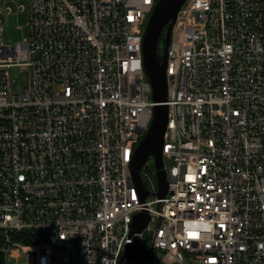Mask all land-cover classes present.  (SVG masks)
<instances>
[{"label":"built area","instance_id":"1","mask_svg":"<svg viewBox=\"0 0 264 264\" xmlns=\"http://www.w3.org/2000/svg\"><path fill=\"white\" fill-rule=\"evenodd\" d=\"M13 1L0 0L1 264H120L136 237L153 263L264 264V0L177 10L167 191L147 160L143 200L131 161L154 115L142 40L158 0H17L28 35L10 45Z\"/></svg>","mask_w":264,"mask_h":264},{"label":"water","instance_id":"2","mask_svg":"<svg viewBox=\"0 0 264 264\" xmlns=\"http://www.w3.org/2000/svg\"><path fill=\"white\" fill-rule=\"evenodd\" d=\"M185 0H158L145 26L142 40V60L146 77L151 85V98L155 102L154 115L151 124L135 146L131 161V174L135 186L143 200L148 189L140 177V170L150 156L154 160L155 178L158 185L157 194L164 196L167 191V180L163 168L162 145L168 120L166 61L172 26L174 25L177 10ZM167 26L164 39L161 35ZM149 218L146 212L134 215L132 234L142 232ZM146 239L136 237L134 243L128 246L120 259V264H153L152 249L145 250Z\"/></svg>","mask_w":264,"mask_h":264},{"label":"rangeland","instance_id":"3","mask_svg":"<svg viewBox=\"0 0 264 264\" xmlns=\"http://www.w3.org/2000/svg\"><path fill=\"white\" fill-rule=\"evenodd\" d=\"M23 2L25 5L28 2H25L24 0L18 1ZM17 0L10 2V4L13 5L14 10L11 14H4L1 16V25L3 30L2 36L5 43L14 45L17 42L21 41L23 38H26L28 35V28L26 25V14L24 11H21L19 8H17ZM28 5V4H27ZM11 77L13 78V89L16 90V85L19 81V75L18 72H16L15 69L11 71ZM165 164H168L165 162ZM152 169V175L155 176V169H154V160L153 157L150 156L148 158V162L145 164ZM10 264H15V261L13 259L9 260ZM22 260H18V264H21Z\"/></svg>","mask_w":264,"mask_h":264},{"label":"trees","instance_id":"4","mask_svg":"<svg viewBox=\"0 0 264 264\" xmlns=\"http://www.w3.org/2000/svg\"><path fill=\"white\" fill-rule=\"evenodd\" d=\"M166 28H167V26L164 28V30H163V32H162V35H161V38H162V39H160L161 41H163V39H164V33H165V31H166ZM147 168H149V171L152 172L151 167L147 166ZM153 177H154V176H153ZM2 235H3V234H1V231H0V244H1V241H2ZM2 262H4V261H3V256H2V254L0 253V264H1ZM153 264H158V262H157V261H154Z\"/></svg>","mask_w":264,"mask_h":264}]
</instances>
